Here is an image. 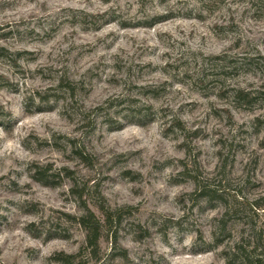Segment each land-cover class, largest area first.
Returning a JSON list of instances; mask_svg holds the SVG:
<instances>
[{
	"label": "rangeland",
	"instance_id": "1",
	"mask_svg": "<svg viewBox=\"0 0 264 264\" xmlns=\"http://www.w3.org/2000/svg\"><path fill=\"white\" fill-rule=\"evenodd\" d=\"M120 2L124 9L110 7L113 0H0V48L9 52L0 57V173L7 169L0 175V198H21L0 203V255L11 243L5 237L13 232L23 233L21 242L29 261L38 257L55 262L53 257L59 253H79L82 247L75 245L80 232L85 239V232L64 216L80 215L78 203L69 193L72 177L85 188L84 198L98 216L95 203L131 208L118 231L120 249L112 250L108 237L101 243V251L105 245L111 247L106 264H131L134 246L173 239L165 235L163 225H179L189 213L208 214L218 221L213 240L177 248L169 264H218L220 259L225 264H254L256 258H264V201L260 202L264 198V118L254 114L258 105L264 106V84L254 87L257 74L264 76L260 48L264 39L254 47L253 41L242 35L245 30L237 21L243 23L247 17L257 34L264 35V0H190L193 7L172 12V19L147 28H122L112 19L118 17V21L133 25L167 11L141 20L123 19L121 12L127 9L128 0ZM85 13L91 15L88 22L78 19ZM190 15L192 18L187 19ZM246 31L252 35V28ZM177 47L184 51L174 58ZM260 55L263 59L258 58ZM215 56L223 58L217 61ZM254 57L257 66H243V59ZM181 68L190 70L181 76ZM244 77L250 79L245 81ZM61 79L66 84L61 85ZM30 86L40 98L39 104L32 96L22 95L26 89L32 90ZM237 87L259 96L251 110L233 108L232 89ZM223 92L224 96H219ZM7 97L19 99L14 105ZM88 105L92 106L87 115H82L84 122L74 126L75 115ZM14 108L24 113L23 119L14 116ZM113 109L116 115L124 111L128 115L114 119ZM100 115L104 119L97 122L95 117ZM140 115H145L144 119ZM175 118L183 121L184 130L172 127ZM161 120L167 125L163 130ZM237 125L233 134L230 129ZM81 129L91 135L99 131L96 144L108 142L112 145L109 153L115 152L110 166L104 165L91 188V180L78 182L76 172L80 165L95 171L100 156L92 141L82 143L72 135ZM196 131L198 136L194 135ZM177 133L183 142L174 146L170 137L180 138ZM32 141L55 152L49 163L28 161L26 169H48L44 177L47 186L35 182L34 174L21 184L23 174L13 167L19 166L25 153L34 155L30 152ZM65 145L83 151L92 164H83L72 149L69 155H63L68 152ZM177 150L191 159V166L180 159V172L172 168L170 158H161ZM143 160L151 163L147 173L142 170ZM134 162L136 166H130ZM64 168L71 170V177L66 176ZM237 169L238 176L234 175ZM205 172L209 173L207 177ZM153 180L157 191L149 199H141L144 186L151 188ZM189 181L195 190L189 187ZM56 204L59 206L54 207ZM13 208L17 209L15 216ZM45 209L65 223L47 230L39 228L36 217ZM177 212H185V216L172 220ZM161 221L159 235L153 236L148 225L154 227ZM43 232L71 238H35ZM237 233L241 240L233 245Z\"/></svg>",
	"mask_w": 264,
	"mask_h": 264
},
{
	"label": "clouds",
	"instance_id": "2",
	"mask_svg": "<svg viewBox=\"0 0 264 264\" xmlns=\"http://www.w3.org/2000/svg\"><path fill=\"white\" fill-rule=\"evenodd\" d=\"M73 7H83V5H72ZM110 7H114L116 9H124L123 3L120 2V0H113V4L109 5ZM193 3L190 2V0H167L165 3H161V0H128L127 9L123 10L121 12L123 19H133V20H141L146 19L150 17L151 15H155L160 12L165 11H172V12H182L186 11L188 8L193 7ZM244 7H250L249 5H245ZM137 9H140L139 12H137ZM251 11H254L252 9ZM251 11L249 12V16L251 15ZM239 16V13H237ZM16 19H19V17H16ZM237 23H240V27L242 30H245L242 32V35L245 36L246 39H251L253 41V46H257L258 41L260 39H264V35L257 34L255 27L252 25L251 20L247 19V17L243 18V23L240 22V20L237 21ZM252 28V35L249 36L247 33V29ZM39 31V29H37ZM22 45H17V47H20ZM261 53H264V45H260ZM184 50H180L177 47V50L173 52V57L175 58L178 54H182ZM23 63V62H22ZM190 69L188 68H181L180 69V75L183 76V74ZM19 79V78H17ZM245 81H248L249 77L243 78ZM256 79L258 81L257 84L254 85V87H259L260 84H264V76H261L257 74ZM191 86V85H189ZM32 90H25L22 95H29L32 96L35 103H40V98L36 97L34 95V86H30ZM109 95H112V93H109ZM122 96H127L129 93H122ZM6 99H11L13 101V104L15 105V102L19 99V97H7ZM81 102L83 103L82 98ZM70 103L69 101H61V104ZM92 105H88L82 109H80V112L77 113L74 117L75 119V125L76 127H79L84 121L82 119V115H87L89 113V108ZM167 106V105H165ZM132 107H135L133 105ZM14 110V116L20 117L21 119L24 118V113L16 110ZM116 109L112 110L111 115L114 119H121L123 117H126L128 115V112H120L119 115H116ZM255 115L261 116L264 118V106H257V111L254 113ZM97 119V122L104 119L103 115H100L98 117H95ZM184 119H193L192 117H183ZM251 119V117H249ZM163 130V127H166V122L161 120L160 121ZM191 127V125H189ZM239 125H237L235 128L230 129V131L235 134L237 131V128ZM229 131V130H225ZM99 131L96 133V135L87 134L86 129H81L80 131L72 133V135L79 137L82 143H88V141H92L93 145L96 146V152L100 156V163L97 165V168L95 171H88L87 169H84L83 165H80L79 169L76 172V179L80 183H86L89 180H91V184H89V188L92 187L93 184H95L94 177L98 176L100 174V171L103 169L104 165L110 166V160L111 155H115V152L109 153V149L112 148V145L108 142H104L103 144L97 145L96 141L99 136ZM177 136L180 138L172 139V143L174 146H178L183 142V137L177 133ZM29 145H26L28 147ZM65 147L68 148V152L63 153V155H69L71 151L70 145H65ZM92 150L91 148L89 149ZM120 149H117L119 151ZM30 152L34 153V155H30L29 153H25L19 162V166L13 165V167L16 169L17 172L22 173L23 176L21 180L19 181L21 184H23L25 181H27L28 176L33 175L35 169H33L31 172L26 171V169L29 168L28 161L35 160L40 164H47L52 160V157L55 155V152L52 148H45L43 146H40L38 142L32 141L30 142ZM163 159H171L172 160V168L176 172H180L181 166H180V159L184 158L185 163L188 164V166H191V159L185 158L183 151L177 150L171 153L170 157H161ZM61 163H64V161H61ZM141 164L145 165V167L142 169L145 173L149 172L151 169V163L148 160L140 161ZM130 166H136V163L134 162ZM59 165H57V168ZM56 169H53L55 171ZM7 169L5 168V171L3 173H0V175L6 174ZM213 175L215 173H212ZM209 175L208 172H205V177ZM234 175H239V169H237V172ZM61 176H63V173H61ZM11 179L15 180L16 176L11 177ZM147 179H151V177H147ZM229 179H232V177H229ZM71 183V182H69ZM131 187V185H129ZM145 187V193L144 196L141 197V199L147 200L151 197V194L156 189V183L153 180L152 181V187L148 188L146 185ZM189 187H192L193 190L194 187L191 185V182L189 181ZM186 191L188 189H185ZM16 199L20 200V197H7L4 196L3 198H0V203H3V200L5 199ZM29 199H35V197H28ZM7 207V205H4ZM54 207H58L59 205H53ZM221 215L223 214L224 209H221ZM187 212V209L185 210ZM185 212H177L175 216H173L171 219L176 220L180 216H185ZM12 213L17 214V209L13 208ZM38 223V227L42 228L44 230H47L52 225H55L57 223L64 224L65 221L62 217H58L55 214H50L45 209L44 212L40 214L39 217H36ZM218 221L212 220L211 216L208 214H205L201 216L200 214H192L189 213L184 220H181L179 225L168 223L166 225H163V222L157 223L154 227L152 225H148L153 233V236L159 235V230L161 226L163 225L166 229L165 235H171L173 239H163L157 240V241H146L143 245H137L133 247L132 252L130 253V262L131 264H169V261L172 259V254L177 248H185L189 245L194 246H200L203 244L211 243L213 240L212 233L216 230ZM77 227H79L77 225ZM21 228H23V225H21ZM246 235V233H245ZM5 239L10 240V244H6L4 246L3 255H0V264H55V262L51 261H44L42 259H39L38 257H33L32 261H29L26 256L24 255V248L25 244L21 241L24 240L23 233H16L13 232L10 236L5 237ZM79 243L75 245V248H81L83 247V252L78 259L83 262V264H106L108 261V254L111 252V247L108 245H105L102 251L96 255H91V249L88 248L87 241L84 239V233L80 232L78 235ZM241 240V235L237 233L235 235L234 240L231 241L233 245L239 243ZM75 250V249H74ZM235 250L234 248L232 249ZM218 264H225L224 259H220Z\"/></svg>",
	"mask_w": 264,
	"mask_h": 264
},
{
	"label": "trees",
	"instance_id": "3",
	"mask_svg": "<svg viewBox=\"0 0 264 264\" xmlns=\"http://www.w3.org/2000/svg\"><path fill=\"white\" fill-rule=\"evenodd\" d=\"M105 3H108L110 0H103ZM83 17H78L79 20H83L84 22H88V17L91 16L89 14H83ZM172 11H167L165 14L162 15H156L150 21L148 22H137L131 25V23H127L126 21H118V17H113V22H118L122 28H130L131 26L134 28L138 27H152L157 24H161L164 22H167L168 20L173 18ZM200 17V15H198ZM106 16L100 17L101 19H105ZM191 15L187 17V19H191ZM93 22H96L93 20ZM98 22V21H97ZM137 24V25H135ZM9 55V52L3 48H0V57ZM16 55L21 56L22 53H16ZM222 56H215L213 57L214 60L221 61ZM258 58L263 57L260 55ZM245 63H243V66L246 68H251L252 66H257L258 60H256V57L245 60L243 59ZM61 85L66 84V82L61 79ZM224 92L221 93L219 96H224ZM261 94V93H260ZM264 96V93H262V97ZM259 96L255 95L253 91L246 90L240 87H237L235 89H232V106L235 110L239 109H245V110H251L252 106L255 104V102L258 100ZM44 102V101H43ZM226 113L228 114V117L230 119H233L232 112L230 109L226 110ZM141 119H144L143 115L141 116ZM143 117V118H142ZM172 127L184 130V123L180 119L175 118L172 121ZM199 132L196 131L194 133L195 136H198ZM72 143V142H70ZM72 153L77 156V158L86 166H89L92 164L91 158L83 153L78 148H75L71 145ZM50 170V169H49ZM63 171H65V174L67 177H71V170L69 168H64ZM48 169H39L35 171L33 175V180L37 183H40L44 186H47L46 182L44 181V177L46 174H48ZM72 185L70 187L69 193L71 196H73L78 203V206L80 208V215L78 214H71V213H64V216L67 219V222L78 225L80 229H82L85 232V240L87 241L88 248L91 249V255L96 256L101 252V243L104 240L105 237H108L111 239V243L113 245L112 250L120 249L119 241H118V231L119 228L122 225L125 212L130 210V207H123V208H112L109 205L107 206L105 203H99L98 205L95 203V206L97 208V211L100 212V216L96 214V212L91 208V206L88 204L85 197V188L80 187V185L75 182V179L71 177ZM206 188L201 189L200 196L204 197L206 194ZM103 201V197H101ZM264 201V198L260 199V202ZM31 227H34V224L31 225ZM43 236H46L47 239H63V240H69L71 237L70 235H51V232H47L46 234L40 233L35 236V238L40 239ZM124 250V249H123ZM83 252V247L77 254H65V253H59L53 257V260L55 261V264H83L82 261L78 259V257L81 256ZM123 256L126 257L125 250L123 251ZM254 264H264V258L259 257L256 258V260L253 262Z\"/></svg>",
	"mask_w": 264,
	"mask_h": 264
}]
</instances>
